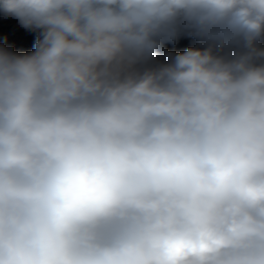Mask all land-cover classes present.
<instances>
[{
  "label": "clouds",
  "instance_id": "obj_1",
  "mask_svg": "<svg viewBox=\"0 0 264 264\" xmlns=\"http://www.w3.org/2000/svg\"><path fill=\"white\" fill-rule=\"evenodd\" d=\"M0 15V264H264V0Z\"/></svg>",
  "mask_w": 264,
  "mask_h": 264
},
{
  "label": "trees",
  "instance_id": "obj_2",
  "mask_svg": "<svg viewBox=\"0 0 264 264\" xmlns=\"http://www.w3.org/2000/svg\"><path fill=\"white\" fill-rule=\"evenodd\" d=\"M24 34L22 35V37L18 38L19 43L18 45L16 43H13V47L16 51L19 52H26V51H31L34 43H35V39H36V33L32 32L30 30H24ZM194 42L191 39L188 38H180L179 40H177L175 43H166L164 45V48L160 54V58L163 59L164 58V53L168 52V51H172V52H178V51H182L185 48L191 46Z\"/></svg>",
  "mask_w": 264,
  "mask_h": 264
},
{
  "label": "rangeland",
  "instance_id": "obj_3",
  "mask_svg": "<svg viewBox=\"0 0 264 264\" xmlns=\"http://www.w3.org/2000/svg\"><path fill=\"white\" fill-rule=\"evenodd\" d=\"M8 27L10 30V35L4 34V28ZM0 30H2L4 35V41H7V37L11 36L14 38H20L25 33L22 26H20L19 22L15 18L5 17L0 15ZM8 42V41H7Z\"/></svg>",
  "mask_w": 264,
  "mask_h": 264
},
{
  "label": "built area",
  "instance_id": "obj_4",
  "mask_svg": "<svg viewBox=\"0 0 264 264\" xmlns=\"http://www.w3.org/2000/svg\"><path fill=\"white\" fill-rule=\"evenodd\" d=\"M3 32H4V34H8V35H10V33H11L8 27H5ZM4 42L8 43L7 41H4Z\"/></svg>",
  "mask_w": 264,
  "mask_h": 264
}]
</instances>
